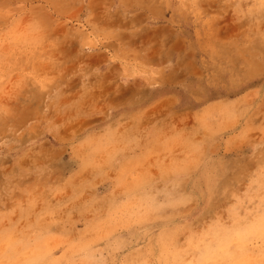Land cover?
<instances>
[{"label": "rangeland", "instance_id": "rangeland-1", "mask_svg": "<svg viewBox=\"0 0 264 264\" xmlns=\"http://www.w3.org/2000/svg\"><path fill=\"white\" fill-rule=\"evenodd\" d=\"M0 264H264V0H0Z\"/></svg>", "mask_w": 264, "mask_h": 264}]
</instances>
